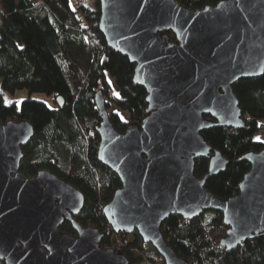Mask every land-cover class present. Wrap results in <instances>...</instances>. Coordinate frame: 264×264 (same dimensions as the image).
<instances>
[{
    "label": "water",
    "instance_id": "water-1",
    "mask_svg": "<svg viewBox=\"0 0 264 264\" xmlns=\"http://www.w3.org/2000/svg\"><path fill=\"white\" fill-rule=\"evenodd\" d=\"M100 30L109 46L135 63V83L147 89V115L118 131L102 91L98 159L122 186L103 209L107 231L77 221L83 191L49 169L21 170L23 145L34 137L27 120L0 121V261L4 264H130L121 251L102 247L105 235L137 232L165 264H190L165 239L171 214L186 219L205 210L222 212L228 226L221 245L233 248L264 235V148L245 156L251 167L239 192L218 197L206 181L228 161L204 132L242 127L234 93L238 79L264 70V0H222L201 9L178 0H100ZM175 34V38L170 35ZM63 106V99L57 98ZM208 115V116H206ZM209 158L208 174L195 173ZM72 222L76 234L61 230Z\"/></svg>",
    "mask_w": 264,
    "mask_h": 264
},
{
    "label": "trees",
    "instance_id": "trees-1",
    "mask_svg": "<svg viewBox=\"0 0 264 264\" xmlns=\"http://www.w3.org/2000/svg\"><path fill=\"white\" fill-rule=\"evenodd\" d=\"M178 1L201 9L222 0ZM76 5L73 7L71 0H0V121L27 120L34 126V137L22 147L21 170L34 176L47 168L72 182L86 199L75 218L103 232L109 228L103 207L122 182L98 159L101 117L95 96L102 91L106 98L114 91L109 98L112 102L108 100L106 105L120 132L141 124L148 114V93L135 83V63L109 46L101 33L100 0H76ZM170 35L175 38L173 32ZM21 88H26L29 96L19 109L14 102L7 103L3 93L14 95ZM233 89L245 124L211 127L204 132L213 150H219L228 161L225 169L206 181L207 189L223 198L239 192L251 167L245 156L264 148V139L257 137L264 129V70L261 75L238 79ZM33 92H45L55 103L61 97L64 105L51 107L33 98ZM195 162V173L206 176L210 159L201 157ZM60 228L76 234L72 222L65 221ZM161 228L178 256L190 264H264V235L233 248L221 245L228 230L222 212L205 210L189 220L171 214ZM110 234L103 237L102 247L118 244L111 241ZM125 236L124 245L115 249L123 252L130 264H165L157 250L137 254L147 245L138 233L133 242L124 240Z\"/></svg>",
    "mask_w": 264,
    "mask_h": 264
},
{
    "label": "rangeland",
    "instance_id": "rangeland-1",
    "mask_svg": "<svg viewBox=\"0 0 264 264\" xmlns=\"http://www.w3.org/2000/svg\"><path fill=\"white\" fill-rule=\"evenodd\" d=\"M71 5H73V7H76V6H77V5H76V0H71ZM0 90H1V84H0ZM3 94H4L5 101H6L7 103L14 102V103L18 106L19 109H20L21 106H22L21 102L23 101V99H25L26 97L29 96L28 90H27L26 88H21V90H17V91L14 93V95H12V94L9 95V94H7V93H3ZM113 94H114V91L111 92L110 96L112 97ZM32 96H33V98H35V99H37V100L45 101V102L48 103L51 107H54L55 104H57V103L53 102V99L51 98V96H49V95H48L47 93H45V92H33V93H32ZM110 96H108V97L106 96V98H104V101H107V99H109ZM109 100H110V99H109ZM110 101H111V100H110ZM107 102H108V101H107ZM111 102H112V101H111ZM113 104H114V103H113ZM113 109H114V108H112V110H113ZM111 112H112V111H111ZM126 117L129 118V117H130L129 114H126ZM257 137H258V139H261V138L264 139V131L261 132V134L259 133V134L257 135ZM136 233H137V232L126 235L125 238H124V240H126L127 242H133ZM110 235H112V240H111V241H112V242H117V243H118L117 245H114V244L111 245V248H114V249H115L116 246H118V247H122V246L124 245V243H123V241H122V240H123V234H122V233H117V232L113 231V232H111ZM147 251H150V252H152V251H156L155 248L153 247L152 243H147V245H145V249H144V251H143V252H142V251H137V254H138V255H144L145 252H147Z\"/></svg>",
    "mask_w": 264,
    "mask_h": 264
},
{
    "label": "built area",
    "instance_id": "built-area-1",
    "mask_svg": "<svg viewBox=\"0 0 264 264\" xmlns=\"http://www.w3.org/2000/svg\"><path fill=\"white\" fill-rule=\"evenodd\" d=\"M34 1H37V0H34ZM1 9H2V8L0 7V13H1ZM108 100H109V99H107V101H108Z\"/></svg>",
    "mask_w": 264,
    "mask_h": 264
},
{
    "label": "crops",
    "instance_id": "crops-1",
    "mask_svg": "<svg viewBox=\"0 0 264 264\" xmlns=\"http://www.w3.org/2000/svg\"><path fill=\"white\" fill-rule=\"evenodd\" d=\"M264 131V129H262V131L261 132H263ZM261 132H260V134H261Z\"/></svg>",
    "mask_w": 264,
    "mask_h": 264
}]
</instances>
